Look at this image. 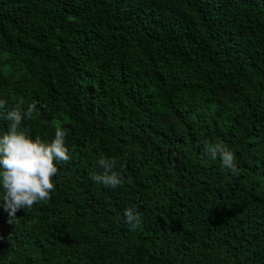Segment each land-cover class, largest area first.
<instances>
[{"label": "trees", "instance_id": "trees-1", "mask_svg": "<svg viewBox=\"0 0 264 264\" xmlns=\"http://www.w3.org/2000/svg\"><path fill=\"white\" fill-rule=\"evenodd\" d=\"M0 100L71 157L49 200L0 206V264H264V0H0Z\"/></svg>", "mask_w": 264, "mask_h": 264}, {"label": "clouds", "instance_id": "clouds-1", "mask_svg": "<svg viewBox=\"0 0 264 264\" xmlns=\"http://www.w3.org/2000/svg\"><path fill=\"white\" fill-rule=\"evenodd\" d=\"M217 0H209L210 4ZM233 5H240L245 13L253 10L255 0H224ZM35 103L29 104L26 111L21 105L8 109L6 102L0 100V116L7 121L8 131L0 135V187L3 195L0 206L8 213V223L15 221L20 210L31 209L40 201H47L54 190L53 177L58 173V164L70 161V154L65 146L67 130L56 127L55 137L45 143L39 136L33 139L26 130H21L22 120L32 118L36 110ZM204 150L211 160L218 157L223 168L230 170L233 176L239 174L235 156L227 146L220 142L205 143ZM100 173H94L91 179L104 187L115 189L122 187V179L115 171L116 160L101 156L97 161ZM125 222L135 231L140 224V217L133 208L123 213ZM3 237L0 236V239Z\"/></svg>", "mask_w": 264, "mask_h": 264}]
</instances>
